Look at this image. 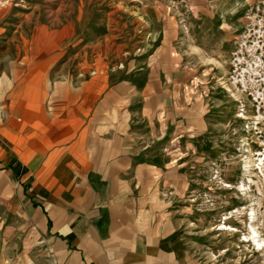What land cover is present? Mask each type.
I'll use <instances>...</instances> for the list:
<instances>
[{"label":"crops","instance_id":"obj_1","mask_svg":"<svg viewBox=\"0 0 264 264\" xmlns=\"http://www.w3.org/2000/svg\"><path fill=\"white\" fill-rule=\"evenodd\" d=\"M60 13L0 5V264H189L187 174L143 145L147 124L194 131L172 26L146 31L134 70H78Z\"/></svg>","mask_w":264,"mask_h":264},{"label":"rangeland","instance_id":"obj_2","mask_svg":"<svg viewBox=\"0 0 264 264\" xmlns=\"http://www.w3.org/2000/svg\"><path fill=\"white\" fill-rule=\"evenodd\" d=\"M0 5L24 13L61 9L51 19L78 27L70 39L78 45L68 54L78 52V70L94 59L114 71L134 70L142 54L154 51L141 49L146 31L172 26L178 92L194 105V131L172 138L169 130L160 138V126L152 136L147 124L148 158L187 174L181 204L188 208L180 219L192 253L189 264H264V0H0ZM107 40L115 45L84 47Z\"/></svg>","mask_w":264,"mask_h":264}]
</instances>
